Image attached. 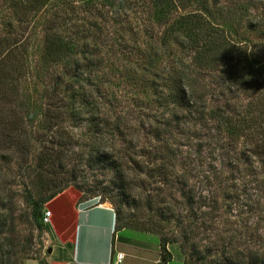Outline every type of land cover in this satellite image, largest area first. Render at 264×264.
Here are the masks:
<instances>
[{
    "label": "rangeland",
    "instance_id": "1",
    "mask_svg": "<svg viewBox=\"0 0 264 264\" xmlns=\"http://www.w3.org/2000/svg\"><path fill=\"white\" fill-rule=\"evenodd\" d=\"M63 1L68 2L50 0L29 24H20L14 20L8 0H0V41L22 42L11 48L13 58L4 59L18 64L19 71L11 69L9 78H14L4 81L7 99L2 104L11 102L0 107V264H91L79 261L81 241L61 243L49 224L39 229L34 223L26 203L28 192L36 197L43 181L51 177L70 180L65 190L79 193L82 199L113 209L115 203H122L121 219L114 230L124 222L153 227L169 240L166 247L171 259L167 264H264V173L259 171L256 147L237 143L243 154L234 163L218 149L211 152L206 141L213 134L207 128L213 132L217 123L208 116L204 123L187 117L171 120L172 112L156 106L148 90L144 92L140 79L144 61L135 51L127 60L103 54V64L93 72L76 67L72 58L43 64L45 21L64 17L57 22L63 25L61 33L73 31L76 19L62 10ZM95 2L88 5L90 11L83 7L76 17L96 21L102 35L108 33L117 43L136 42L141 48L164 30L145 9L111 15L108 8L101 7V0ZM221 3L247 6L246 0ZM254 5L258 13L264 11V0ZM195 9L198 7L192 2L178 14ZM254 10L249 6L248 12L225 13L216 23L239 31L245 50L252 46L263 53L262 34L247 28ZM4 47L0 44V56L6 53ZM154 63L160 70L170 60L161 56ZM9 70L8 64L4 70L0 65V80ZM217 75L215 71L206 75V93L200 90L210 108L224 102L219 95L221 102L216 100L217 90L224 86ZM78 90L84 93L82 97L77 96ZM241 102L246 104V99ZM93 113L99 127L89 122ZM115 118L120 120L119 128L114 126ZM8 129H13L14 138H9ZM91 149L112 153L120 171L91 166ZM114 230L109 264L122 240L146 243L151 249L146 261L134 263L155 264L158 234L134 229L114 234Z\"/></svg>",
    "mask_w": 264,
    "mask_h": 264
},
{
    "label": "trees",
    "instance_id": "2",
    "mask_svg": "<svg viewBox=\"0 0 264 264\" xmlns=\"http://www.w3.org/2000/svg\"><path fill=\"white\" fill-rule=\"evenodd\" d=\"M101 1V7L108 8L111 15L125 14L136 8H141L142 11L145 9L157 22L164 25V30L159 37H155L154 41H147L141 48L136 46V42L132 45H127L126 40L117 43L112 37H108V33L102 35V30L96 21L89 22L86 18L78 19L76 17L83 7L82 10L90 11L88 5L96 4L95 0H81V3L85 5H79L74 0L63 1L65 7L62 10L66 15L75 16L76 19L72 23L73 31L70 35L61 33L59 28L63 25L57 22L59 19L63 20L64 17H60L57 22V18L45 21L41 54L43 64L51 65L63 58H72L76 67H85L89 72H93L103 64L106 58L103 54L113 56V59L119 56L121 59L117 60H127V56H131L135 51L144 61L142 66L140 65V79L143 82V88L148 90L150 98L156 106L170 110L172 112L171 120L174 121L187 117L189 120L204 123L208 116L210 120L217 123L213 132L207 128V132L213 134L206 141L211 152L218 149L221 156L228 158L230 163H234V161H240L243 154V152H239L237 143L241 142L243 147H248L251 144L252 147H256L254 152L259 163V171L264 173V52L262 53L260 48L255 49L252 46L250 50H245L244 43H242L245 42L244 37L239 35V31L236 32L234 28H230V25L227 27L225 23L221 25L216 23V20L222 18L225 13H234L237 9L240 13L248 12L249 6H251V9L255 8V13L251 15V21L247 28L259 32L264 38V11L258 13L254 5L259 0H246L245 5L248 7L226 6L221 3L228 4L230 0ZM49 2L50 0H8V5L16 22L29 24ZM192 2H195L198 9L178 14L179 9L184 10ZM149 38L153 37L149 36ZM9 40V38H3L0 41L2 47L8 46V48L4 47L6 53L0 56L2 70L6 69L7 64L10 66L7 75L0 80L1 109H3V105L11 102L7 100L2 104V101L7 99V93L4 91L7 85L4 81L14 78H9L11 69L14 72L19 71L18 64L14 61L11 64L9 60L4 62V59L11 56L12 47H17L22 42L21 40L9 42ZM161 56L169 58L170 64L158 70L154 59ZM213 71L218 73L217 77L219 76L224 85L217 90L216 100L220 101L219 95L224 98V102L210 108L208 101L204 98L205 89H207V82L204 78L209 73L212 74ZM216 84L218 85V81ZM200 90L204 93H201ZM78 92L80 94L77 95L78 97L84 95L83 92L80 93L79 90ZM76 94L78 93H75L74 96ZM242 98L246 99L244 105L241 102ZM180 115L181 117H179ZM47 116L50 117V115ZM95 116L93 113L89 122L99 127L100 124L96 122ZM119 125L120 120L115 118L114 126L119 128ZM8 130L9 138H14L13 129ZM245 149L247 150V148ZM48 156L51 158V153ZM88 158L91 166L100 164L109 169L120 171L121 165L117 161L118 159H115L110 152L91 149ZM69 185H71L70 180L63 181L61 178L51 177L43 181L41 190L39 189L36 197H33L31 191L28 192L26 203L31 208V215L37 228L41 229L42 226H46L42 222L43 206L65 191ZM122 189V193H124L126 188L122 187ZM115 204V220L119 222L122 203ZM121 229H134L158 234L160 261L157 264H167L171 259L170 252L166 247L169 240L154 231L153 227L146 229L124 222L122 227L115 230ZM184 264L189 263L184 261Z\"/></svg>",
    "mask_w": 264,
    "mask_h": 264
},
{
    "label": "crops",
    "instance_id": "3",
    "mask_svg": "<svg viewBox=\"0 0 264 264\" xmlns=\"http://www.w3.org/2000/svg\"><path fill=\"white\" fill-rule=\"evenodd\" d=\"M46 208L51 212V223L49 225L61 243H66L67 241L75 243L77 240L83 243V250L79 257L80 262L91 264L109 263L107 261L110 234L116 226L115 212L111 206L98 204L90 198L82 199L79 193L72 190H65L50 200L46 204ZM123 230L125 229L114 230V234L115 232H121ZM140 232L153 234L143 231ZM99 241L101 245H97ZM117 246V251L125 255L122 264H136L134 262L143 263L146 261L150 252L149 250H151L141 240H122ZM70 248L72 246H69ZM156 250L154 254L155 264L159 260V245H156ZM91 255H95L97 257L96 260H89L88 257ZM111 259L112 253L110 261ZM64 264L69 263L66 262Z\"/></svg>",
    "mask_w": 264,
    "mask_h": 264
},
{
    "label": "built area",
    "instance_id": "4",
    "mask_svg": "<svg viewBox=\"0 0 264 264\" xmlns=\"http://www.w3.org/2000/svg\"><path fill=\"white\" fill-rule=\"evenodd\" d=\"M51 212L50 210H48L46 207L43 210V215H42V222L46 225L51 223ZM124 258V254L122 252L119 251H115L114 250V254H113V264H121L122 260ZM111 259V260H112ZM109 264V263H108Z\"/></svg>",
    "mask_w": 264,
    "mask_h": 264
},
{
    "label": "water",
    "instance_id": "5",
    "mask_svg": "<svg viewBox=\"0 0 264 264\" xmlns=\"http://www.w3.org/2000/svg\"><path fill=\"white\" fill-rule=\"evenodd\" d=\"M50 251V250H49Z\"/></svg>",
    "mask_w": 264,
    "mask_h": 264
}]
</instances>
